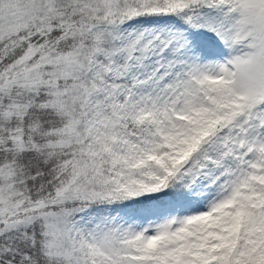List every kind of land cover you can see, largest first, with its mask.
I'll return each instance as SVG.
<instances>
[{
  "label": "snow or ice",
  "instance_id": "1",
  "mask_svg": "<svg viewBox=\"0 0 264 264\" xmlns=\"http://www.w3.org/2000/svg\"><path fill=\"white\" fill-rule=\"evenodd\" d=\"M0 264H264V0H0Z\"/></svg>",
  "mask_w": 264,
  "mask_h": 264
}]
</instances>
